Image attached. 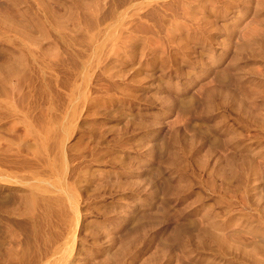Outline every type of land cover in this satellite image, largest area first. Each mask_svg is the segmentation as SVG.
<instances>
[{"label":"rangeland","instance_id":"rangeland-1","mask_svg":"<svg viewBox=\"0 0 264 264\" xmlns=\"http://www.w3.org/2000/svg\"><path fill=\"white\" fill-rule=\"evenodd\" d=\"M0 264H264V0H0Z\"/></svg>","mask_w":264,"mask_h":264},{"label":"bare ground","instance_id":"bare-ground-1","mask_svg":"<svg viewBox=\"0 0 264 264\" xmlns=\"http://www.w3.org/2000/svg\"><path fill=\"white\" fill-rule=\"evenodd\" d=\"M8 70V69H7ZM51 150V149H50Z\"/></svg>","mask_w":264,"mask_h":264}]
</instances>
